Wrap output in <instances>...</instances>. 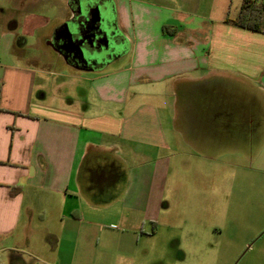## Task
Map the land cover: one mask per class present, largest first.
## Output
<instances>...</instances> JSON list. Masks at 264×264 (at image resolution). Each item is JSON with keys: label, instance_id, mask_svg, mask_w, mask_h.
Masks as SVG:
<instances>
[{"label": "crops", "instance_id": "crops-1", "mask_svg": "<svg viewBox=\"0 0 264 264\" xmlns=\"http://www.w3.org/2000/svg\"><path fill=\"white\" fill-rule=\"evenodd\" d=\"M73 2L14 0L21 19L0 27V264H136L191 151L255 138L264 155V31L232 23L224 0H100L120 54L78 72L55 41Z\"/></svg>", "mask_w": 264, "mask_h": 264}, {"label": "rangeland", "instance_id": "rangeland-1", "mask_svg": "<svg viewBox=\"0 0 264 264\" xmlns=\"http://www.w3.org/2000/svg\"><path fill=\"white\" fill-rule=\"evenodd\" d=\"M13 1L0 0L4 8L0 11V27L10 14H13L16 20L21 19L19 16L21 11L16 8L17 6H13ZM242 1L224 0L223 12L228 11L230 17L235 18ZM254 1L262 2V0ZM14 3L19 4V1ZM73 4L75 5V2ZM78 7L74 19L72 16L71 19L61 21L57 29L67 25L71 30L72 26H76L74 22L78 16L89 13L90 0H81ZM104 7L106 8L107 5ZM110 10L101 13V17L110 18L113 14L112 9ZM17 31H20L19 28ZM58 37L55 34L56 46L61 47ZM32 41L34 38L31 36L29 43ZM93 41L81 43L82 48L77 49L75 54L65 51L67 59L78 67V72H81L79 70L82 68L93 71L94 68L104 64L107 68L115 65L111 60L120 52L114 50L111 55L110 52L104 55V50L100 49L101 45L100 48H96L97 50L94 49ZM39 50L30 46L26 49V53L36 55L37 52L41 53ZM39 55L44 57L42 54ZM54 56L50 51L45 55L51 60ZM53 68L65 72L69 70L60 64ZM47 76L51 77V75ZM46 88L49 90L48 83ZM66 90L67 87L64 86L62 91ZM262 129L264 127L261 128V132L264 133ZM250 143V145L243 144L241 138H235L234 146L221 143L216 148L212 147L215 149L214 152L203 154L201 151H191V167L194 168V172L185 177L178 173L168 176L163 200L169 203V212L164 215L160 213L159 221L155 220L152 223L145 221L141 225L147 232L154 229V235L151 237L141 235L135 258L136 264H264V155L259 157V153H256L260 146L257 145L259 140L254 138ZM176 144L180 146L178 141ZM234 148H239L241 153H234L241 156L224 155L233 154ZM202 156L203 158H200ZM206 156H213V159ZM112 161L115 166L112 167L114 173L119 175V163ZM87 165L86 163V169ZM187 165L183 163L182 167ZM206 165H209L208 170ZM116 185L118 187L113 193L121 190L124 183L121 180ZM111 193L112 191L106 189L99 192L105 198ZM179 209L183 210L180 222ZM52 225L54 232V224ZM61 246H64V240H61ZM181 248L184 251L179 250ZM23 256L29 261L32 259L28 253Z\"/></svg>", "mask_w": 264, "mask_h": 264}, {"label": "water", "instance_id": "water-1", "mask_svg": "<svg viewBox=\"0 0 264 264\" xmlns=\"http://www.w3.org/2000/svg\"><path fill=\"white\" fill-rule=\"evenodd\" d=\"M75 3L77 8H79L81 0H75ZM91 5L93 7L89 8V13L87 15H79L74 22L76 26H72L71 30L67 25L56 30V34L59 36V41L62 44L58 48L61 49L62 53L65 54V51L68 50L69 53L75 54L77 49L82 48L81 43H88L93 40L94 49L100 48L101 45L100 49H103L107 53L112 50L114 51L116 48L115 30L111 28V18L105 19L101 17L102 11L99 10L100 0H90ZM96 50L93 51L95 52Z\"/></svg>", "mask_w": 264, "mask_h": 264}, {"label": "trees", "instance_id": "trees-1", "mask_svg": "<svg viewBox=\"0 0 264 264\" xmlns=\"http://www.w3.org/2000/svg\"><path fill=\"white\" fill-rule=\"evenodd\" d=\"M264 4L263 2H255L254 0H243L240 7L238 14L235 18L230 19L232 23L245 27L248 29L256 30V31H264V25H263V18H264ZM104 159H106V156H103ZM104 161V160H103ZM86 163L84 162L82 165V170L86 169ZM115 167L113 161H108L107 164H104V168ZM117 170V167L115 168ZM122 171H119V175L117 178H122ZM119 181V180H117ZM97 194V195H96ZM94 194L92 191V199L96 202H103L106 198L98 193ZM112 195V194H111ZM100 199H99V198ZM105 198V199H102ZM37 264V263H36Z\"/></svg>", "mask_w": 264, "mask_h": 264}, {"label": "flooded vegetation", "instance_id": "flooded-vegetation-1", "mask_svg": "<svg viewBox=\"0 0 264 264\" xmlns=\"http://www.w3.org/2000/svg\"><path fill=\"white\" fill-rule=\"evenodd\" d=\"M112 52H113V50H112V51H110V54H109V55H111V54H112ZM103 54L105 55V54H106V52H104ZM107 56H108V55H107Z\"/></svg>", "mask_w": 264, "mask_h": 264}]
</instances>
